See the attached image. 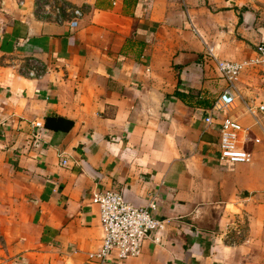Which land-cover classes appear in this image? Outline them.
<instances>
[{"label":"crops","instance_id":"obj_1","mask_svg":"<svg viewBox=\"0 0 264 264\" xmlns=\"http://www.w3.org/2000/svg\"><path fill=\"white\" fill-rule=\"evenodd\" d=\"M56 1L61 23L0 0V264H89L105 190L165 221L117 264H264V116L247 111L264 70L230 85L217 68L255 58L264 0ZM229 86L260 141L246 164L220 161L204 122Z\"/></svg>","mask_w":264,"mask_h":264},{"label":"built area","instance_id":"obj_2","mask_svg":"<svg viewBox=\"0 0 264 264\" xmlns=\"http://www.w3.org/2000/svg\"><path fill=\"white\" fill-rule=\"evenodd\" d=\"M63 4L56 0H40L37 3V14L40 17L50 18L61 23ZM70 28L77 27L82 13L78 9L70 12ZM258 66L264 70V43L255 48V58L248 63H218L217 68L227 83L237 78L238 74L247 66ZM36 63L28 75L35 77ZM235 106V98L231 86L224 89L217 97L210 113L204 119L210 126L218 120V158L230 164H246L251 161L246 145L252 141L260 143L259 139L250 134V130L243 128L235 119L230 117V112ZM248 114L256 118L258 114L264 116V105L248 107ZM33 127L40 129L42 124L34 123ZM66 164V161H63ZM92 201L99 208V220L102 229V239L99 248L87 255L89 264H117L128 259L139 258L143 243L150 235L163 232L165 221L154 217L156 206L149 203L146 207H133L123 199L120 192L105 190L92 193Z\"/></svg>","mask_w":264,"mask_h":264}]
</instances>
